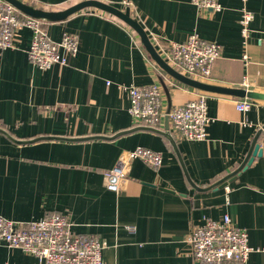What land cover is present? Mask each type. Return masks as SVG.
Listing matches in <instances>:
<instances>
[{
	"label": "crops",
	"instance_id": "obj_1",
	"mask_svg": "<svg viewBox=\"0 0 264 264\" xmlns=\"http://www.w3.org/2000/svg\"><path fill=\"white\" fill-rule=\"evenodd\" d=\"M60 9L81 0H24ZM132 15L163 52L192 33L221 46L211 83L264 92V0H217L221 9L191 0H103ZM254 13L242 35V9ZM49 36L80 38L67 65L37 67L29 58L32 30L18 29L14 45L0 50V215L20 221L66 213L77 233L105 243V264H199L188 241L206 218L229 215L264 248V155L226 186H214L247 157L264 127V100L250 110L239 97L205 92L212 118L205 140L184 139L167 116L153 130L128 111L126 85L159 84L166 109L200 91L166 73L137 33L120 19L88 8L47 24ZM261 39V43H259ZM245 54L248 57H245ZM264 141V132L259 136ZM137 146L161 151L160 168L134 160L119 192L106 188L105 173ZM0 264H39L19 248L0 246ZM248 264H264V251Z\"/></svg>",
	"mask_w": 264,
	"mask_h": 264
},
{
	"label": "built area",
	"instance_id": "obj_2",
	"mask_svg": "<svg viewBox=\"0 0 264 264\" xmlns=\"http://www.w3.org/2000/svg\"><path fill=\"white\" fill-rule=\"evenodd\" d=\"M191 2L198 8L219 10L222 7L217 0ZM125 6H128L126 1ZM253 18L252 11L242 9L240 24L244 37L251 32ZM50 22L28 16L6 0H0V50L12 47L18 29L27 27L32 30L28 55L33 64L41 69L69 64L79 51L80 38L76 33L65 32L60 40L52 39L47 31ZM160 53L177 70L204 80L211 76L215 62L221 57V46L192 33L183 42H170L164 54ZM245 57L248 55L245 54ZM124 88L128 92V111L138 123L157 129L163 117L167 116L172 128L184 139L207 138V127L212 120L208 113L207 93L199 92L195 98L166 109L159 84L126 85ZM254 102L247 97L239 98L236 108L246 112ZM260 130L264 132V127ZM260 145L264 149V141ZM137 159L152 168H160L164 162L161 151L145 146L123 152L117 163L105 173L106 188L119 192L131 163ZM73 225L70 216L62 212L31 221L13 220L0 215V246L19 248L34 254L39 264H105V243L93 233L75 232ZM188 241L193 257L199 264H248L252 252L264 251V248L250 245L248 231L236 225L229 215L222 220L206 218L203 224L192 229Z\"/></svg>",
	"mask_w": 264,
	"mask_h": 264
},
{
	"label": "water",
	"instance_id": "obj_3",
	"mask_svg": "<svg viewBox=\"0 0 264 264\" xmlns=\"http://www.w3.org/2000/svg\"><path fill=\"white\" fill-rule=\"evenodd\" d=\"M6 1L12 4L13 6H15L20 12L28 16L46 19L52 22L65 20L71 15L79 13L82 10L88 8H94L104 11L112 16H115L116 18L120 19L125 24H127L129 27H131L140 37L144 47L146 48L151 58L166 73H168L176 80L203 92L227 94L239 98L247 97L253 100H264V92L262 91L250 90L244 87H232V86L211 83L206 80L189 76L177 70L162 56V54L159 52V50L152 42L145 27L141 24V22L138 19H136L132 15L129 6H125L121 8L117 5H114L112 3L103 0H81L64 8L50 9V8L34 6L32 4L25 2L24 0H6ZM151 129L156 130L155 128H151ZM260 134H261V130L257 133L256 138L254 139L253 145L251 147V150L249 151L247 157L244 159L241 165L237 167L234 171H232L229 175H226L225 177L211 184L212 187L226 186L229 180L234 179L241 170L247 168L256 159V157L263 156L264 149L261 147L258 141Z\"/></svg>",
	"mask_w": 264,
	"mask_h": 264
}]
</instances>
